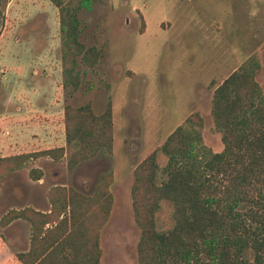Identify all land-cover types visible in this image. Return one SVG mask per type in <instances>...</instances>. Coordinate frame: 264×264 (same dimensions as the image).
Returning a JSON list of instances; mask_svg holds the SVG:
<instances>
[{"label": "rangeland", "instance_id": "rangeland-1", "mask_svg": "<svg viewBox=\"0 0 264 264\" xmlns=\"http://www.w3.org/2000/svg\"><path fill=\"white\" fill-rule=\"evenodd\" d=\"M89 1L79 9L80 38L102 53L93 67L79 62L82 79L74 90L63 86L58 8L50 0H0V157L66 146L67 104L90 102L101 113L111 100L114 120L112 153L73 169L67 155L40 157L0 179V219L11 208L47 211L55 185L92 195L98 177L112 171L114 207L102 229L101 264H138L134 170L192 113L204 119V144L223 150L212 114L215 88L257 55L264 92V0ZM158 162L163 167L167 157L160 154ZM33 168L43 178L33 179ZM173 210L161 202L160 230L173 227ZM30 235L25 220L0 225V264H21L16 254L29 248ZM245 259L253 263V251Z\"/></svg>", "mask_w": 264, "mask_h": 264}, {"label": "trees", "instance_id": "trees-1", "mask_svg": "<svg viewBox=\"0 0 264 264\" xmlns=\"http://www.w3.org/2000/svg\"><path fill=\"white\" fill-rule=\"evenodd\" d=\"M59 10L63 86L76 90L82 71L101 56L96 46L81 41L79 9L66 0H50ZM262 63L250 56L214 91L212 114L224 148L214 152L203 142L204 119L190 114L134 170L132 206L140 229L138 264H264V92L257 79ZM66 146L0 157V179L50 157L75 168L101 152L112 153V101L95 112L90 102L65 107ZM167 157L161 167L158 157ZM44 171L33 168V179ZM114 173H102L94 193L66 185L52 186L50 208H11L0 219L6 227L16 220L30 224V245L16 254L21 264H101L102 229L114 207ZM173 204L174 225L160 230L161 202ZM249 203V205H248ZM248 205V206H247ZM253 251V263L245 259Z\"/></svg>", "mask_w": 264, "mask_h": 264}, {"label": "crops", "instance_id": "crops-1", "mask_svg": "<svg viewBox=\"0 0 264 264\" xmlns=\"http://www.w3.org/2000/svg\"><path fill=\"white\" fill-rule=\"evenodd\" d=\"M16 221H17V220H16ZM14 222H15V221H14ZM12 223H13V222H12ZM12 223H11V224H12Z\"/></svg>", "mask_w": 264, "mask_h": 264}]
</instances>
